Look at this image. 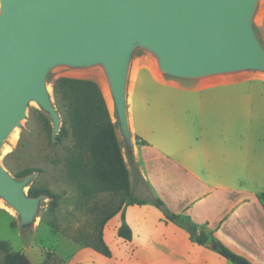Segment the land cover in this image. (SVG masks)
<instances>
[{"label":"crops","instance_id":"crops-1","mask_svg":"<svg viewBox=\"0 0 264 264\" xmlns=\"http://www.w3.org/2000/svg\"><path fill=\"white\" fill-rule=\"evenodd\" d=\"M127 71L129 140L117 138L131 193L145 203L124 209L129 241L118 236L117 214L102 230L110 256L87 247L78 264H231L191 242L155 200L264 264V84L241 71L174 80L147 54Z\"/></svg>","mask_w":264,"mask_h":264},{"label":"water","instance_id":"water-1","mask_svg":"<svg viewBox=\"0 0 264 264\" xmlns=\"http://www.w3.org/2000/svg\"><path fill=\"white\" fill-rule=\"evenodd\" d=\"M256 0H0V143L19 125L27 103L61 119L44 79L54 64L101 61L108 73L122 136L129 140L125 85L133 43L159 56L163 73L194 79L257 69L264 50L251 28ZM28 177V176H27ZM0 165V194L23 218L39 198L24 193ZM210 249L215 245L208 243Z\"/></svg>","mask_w":264,"mask_h":264},{"label":"rangeland","instance_id":"rangeland-1","mask_svg":"<svg viewBox=\"0 0 264 264\" xmlns=\"http://www.w3.org/2000/svg\"><path fill=\"white\" fill-rule=\"evenodd\" d=\"M251 28L264 50V0H256ZM142 54L153 59L156 70L167 78L186 80L163 73L158 54L136 42L129 54L127 69L132 58ZM240 73L245 79L264 84V71L244 69ZM60 76L90 79L100 88L104 82L110 89L109 76L101 61L82 66L54 64L47 70L44 79L46 92L54 108L52 81ZM110 115L116 124L117 136L122 142L115 106L114 113ZM44 118L50 124V132L44 126ZM52 130L48 114L35 101L30 100L19 125L13 127L1 140L0 165L14 179H28L24 193L28 195L31 186L45 187L58 194L60 199L54 210L51 209L49 199H38L35 214L27 219L21 217L0 194V241L8 243L11 251L23 253L31 264H78V255L88 247L91 237L97 233L92 210H100L110 199L107 196L97 199L79 197L76 188L67 179L64 168V159L72 141L68 138L57 144ZM26 168L38 171L28 177L18 178L17 175ZM1 258L0 254V261Z\"/></svg>","mask_w":264,"mask_h":264},{"label":"trees","instance_id":"trees-1","mask_svg":"<svg viewBox=\"0 0 264 264\" xmlns=\"http://www.w3.org/2000/svg\"><path fill=\"white\" fill-rule=\"evenodd\" d=\"M52 90L54 105L61 119L55 141L57 144L68 138L72 141V146L64 159L67 179L74 185L80 198L97 199L100 196H107L110 199L100 210H92L97 233L87 244L102 256L109 257L110 251L102 234L105 223L120 214L122 223L118 236L129 241L131 231L124 221V209L145 202L131 193L129 172L117 138L116 124L111 118L98 84L90 79L60 76L52 81ZM44 126L48 132L51 131L46 118ZM35 171L38 170L26 168L17 176L25 178ZM28 196L49 199L53 210L58 207L60 199L58 194L45 187L31 186ZM154 204L162 210L165 220L187 232L191 242L204 247H207L208 243L214 244V251L231 264H252L224 246L205 229L204 225L195 224L187 216L170 213L160 200H155ZM0 254L2 256L0 264H31L23 253L11 251L8 243L3 241H0Z\"/></svg>","mask_w":264,"mask_h":264},{"label":"bare ground","instance_id":"bare-ground-1","mask_svg":"<svg viewBox=\"0 0 264 264\" xmlns=\"http://www.w3.org/2000/svg\"><path fill=\"white\" fill-rule=\"evenodd\" d=\"M101 91H102V93L104 95V98L106 100V103H107L109 112L111 114H113L114 113V101H113V95H112L111 89H109L107 87V85L104 82H102V84H101ZM8 210H10V211L13 212V210H11V209H8Z\"/></svg>","mask_w":264,"mask_h":264}]
</instances>
